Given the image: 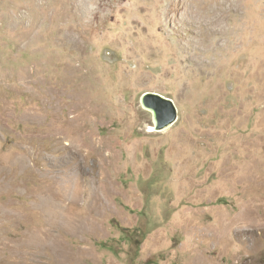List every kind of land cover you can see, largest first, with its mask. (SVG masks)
I'll return each instance as SVG.
<instances>
[{
	"label": "rangeland",
	"instance_id": "rangeland-1",
	"mask_svg": "<svg viewBox=\"0 0 264 264\" xmlns=\"http://www.w3.org/2000/svg\"><path fill=\"white\" fill-rule=\"evenodd\" d=\"M0 264H264V0H0Z\"/></svg>",
	"mask_w": 264,
	"mask_h": 264
},
{
	"label": "water",
	"instance_id": "water-1",
	"mask_svg": "<svg viewBox=\"0 0 264 264\" xmlns=\"http://www.w3.org/2000/svg\"><path fill=\"white\" fill-rule=\"evenodd\" d=\"M140 104L152 115L151 130H165L177 119L178 111L175 102L161 93L144 92L140 96Z\"/></svg>",
	"mask_w": 264,
	"mask_h": 264
}]
</instances>
